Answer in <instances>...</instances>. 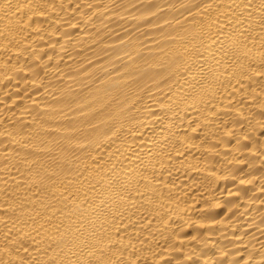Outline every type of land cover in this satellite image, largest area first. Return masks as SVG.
<instances>
[{"label": "bare ground", "instance_id": "bare-ground-1", "mask_svg": "<svg viewBox=\"0 0 264 264\" xmlns=\"http://www.w3.org/2000/svg\"><path fill=\"white\" fill-rule=\"evenodd\" d=\"M0 264H264V0H0Z\"/></svg>", "mask_w": 264, "mask_h": 264}]
</instances>
